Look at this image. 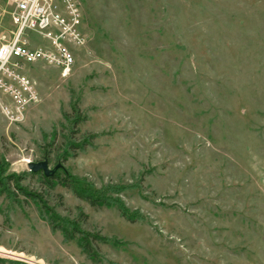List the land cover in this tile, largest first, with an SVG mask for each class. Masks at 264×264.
<instances>
[{"label":"rangeland","instance_id":"obj_1","mask_svg":"<svg viewBox=\"0 0 264 264\" xmlns=\"http://www.w3.org/2000/svg\"><path fill=\"white\" fill-rule=\"evenodd\" d=\"M77 2L71 74L26 65L19 123L0 91V264H264V0Z\"/></svg>","mask_w":264,"mask_h":264},{"label":"built area","instance_id":"obj_2","mask_svg":"<svg viewBox=\"0 0 264 264\" xmlns=\"http://www.w3.org/2000/svg\"><path fill=\"white\" fill-rule=\"evenodd\" d=\"M11 5L14 30L0 43V91L8 99L10 122L19 123L27 108L38 102L26 65L43 64L68 77L88 37L77 0H5ZM6 108L3 106V109Z\"/></svg>","mask_w":264,"mask_h":264},{"label":"trees","instance_id":"obj_3","mask_svg":"<svg viewBox=\"0 0 264 264\" xmlns=\"http://www.w3.org/2000/svg\"><path fill=\"white\" fill-rule=\"evenodd\" d=\"M73 124H74V126H76L77 125V122H74ZM93 138L94 137L92 136L90 138V140H89L88 143L85 142V141L84 142H81V144L68 143L67 146L64 148V151L65 152H64L63 156L65 157L69 153H73V155H75L74 153H76V151H82V150L86 149L88 146H92ZM53 176L48 177V178L49 179H52V178H54ZM12 179H13V176L9 178V180H12ZM60 184L62 186H64L66 189L71 190L79 198H82V199L86 200L92 207L99 208L102 205H105V203H103V201H101V198H99V197H96V196H85L83 198L82 195L78 194V189L74 187V185L76 184V182H74L70 178V176H65L64 178H62L60 180ZM118 211H119V213L121 214L122 217H126L125 212L120 207L118 208Z\"/></svg>","mask_w":264,"mask_h":264},{"label":"water","instance_id":"obj_4","mask_svg":"<svg viewBox=\"0 0 264 264\" xmlns=\"http://www.w3.org/2000/svg\"><path fill=\"white\" fill-rule=\"evenodd\" d=\"M27 168L30 172L36 173L39 171H42V174L45 177H51L54 175V173L58 170V169H63V166L61 164H57L54 168H49V164L48 161L45 159L43 161L40 162H28L27 163Z\"/></svg>","mask_w":264,"mask_h":264}]
</instances>
